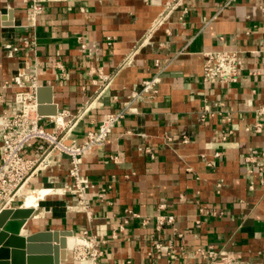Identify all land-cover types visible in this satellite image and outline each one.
Listing matches in <instances>:
<instances>
[{
    "label": "crops",
    "instance_id": "obj_1",
    "mask_svg": "<svg viewBox=\"0 0 264 264\" xmlns=\"http://www.w3.org/2000/svg\"><path fill=\"white\" fill-rule=\"evenodd\" d=\"M27 11L21 0H0V115L21 91L1 84L29 73L34 60L37 87L49 89L57 114L68 113L59 126L41 117L43 126L80 142L105 115L125 116L80 164L92 186L90 215L64 193L72 183L67 159L52 158L24 187L51 193L17 237L70 231L99 250L96 264H205L195 252L209 246L264 264V0H67L44 4L32 28ZM21 38H33L34 58ZM77 38L98 55L87 58ZM228 50L239 55L238 83L204 85L203 53ZM97 69L110 79L100 93ZM157 73V95L132 99ZM204 108L220 113L200 121ZM34 147L25 158L35 157ZM20 206L19 198L0 200V209ZM158 214L174 215V224L156 230ZM59 264H77L72 251Z\"/></svg>",
    "mask_w": 264,
    "mask_h": 264
},
{
    "label": "built area",
    "instance_id": "obj_2",
    "mask_svg": "<svg viewBox=\"0 0 264 264\" xmlns=\"http://www.w3.org/2000/svg\"><path fill=\"white\" fill-rule=\"evenodd\" d=\"M27 5L28 11L25 16V27L32 28L35 25V19L41 15L44 10V4L52 2H64L67 0H21ZM170 6V5H169ZM174 5L170 6L171 8ZM171 8L169 10H171ZM81 12L83 10L81 9ZM78 40V47L85 53L87 58H93L98 55V47L94 44L85 45ZM21 48L26 53H31L34 58V41L27 38L19 40ZM105 45L111 46L110 38H105ZM239 55L236 51H214L203 53L202 83L209 85L213 83L236 84L239 81ZM158 67L159 64L155 63ZM31 71L24 73L17 71L9 82L1 84V88H6L11 84L21 90L14 94L10 111L0 115V200L9 202L19 198L16 192L19 188L25 187L30 178L41 168L47 165L52 158L64 157L68 161V177L71 179V185L64 189V193H69L75 199V205L79 211L89 216L85 195L92 186L79 175V167L85 156L93 149L101 148L106 141L112 127L119 120L124 118L122 111L110 113L97 125L94 132H87L84 139L80 142L60 135L53 128H47L39 123L41 117L35 112V83L36 62L33 60ZM96 81H92L101 90L109 82V76H103L99 69L95 70ZM160 74L157 73L149 79L141 82L140 91L132 95V99H152L158 93V84ZM220 111L211 108H204L200 114V121L208 117L218 115ZM68 115L67 112L56 114L54 117V126L60 125L63 118ZM255 132L262 130V124L254 125ZM225 137H223V140ZM186 142V139H183ZM35 145V157L25 158L26 150ZM219 157V154H215ZM264 156V154H263ZM201 158L205 159L204 155ZM264 158V157H263ZM251 159L247 158L246 161ZM164 206H159V210H164ZM200 214H210V212L201 208ZM129 219L140 220V215L126 210ZM216 215V213H211ZM128 217H125L123 224L128 223ZM147 221L142 220V224ZM155 228L161 231L165 226H171L175 222V216L172 214H158L154 217ZM118 231H122L119 228ZM181 237V235H179ZM154 248L160 250V244H155ZM73 260L77 264H96V258L100 256L97 249H93L91 241L83 240L81 243H75L73 250ZM196 256L201 258L205 264H249L244 261L234 259L229 256H220L212 247L199 248L195 252Z\"/></svg>",
    "mask_w": 264,
    "mask_h": 264
},
{
    "label": "water",
    "instance_id": "obj_3",
    "mask_svg": "<svg viewBox=\"0 0 264 264\" xmlns=\"http://www.w3.org/2000/svg\"><path fill=\"white\" fill-rule=\"evenodd\" d=\"M35 103L38 117H54L57 114L48 88L35 89ZM32 212L31 208L21 206L0 209V260H5L0 264H59L65 260L66 252L73 250L75 236L70 231L17 237L19 229Z\"/></svg>",
    "mask_w": 264,
    "mask_h": 264
},
{
    "label": "bare ground",
    "instance_id": "obj_4",
    "mask_svg": "<svg viewBox=\"0 0 264 264\" xmlns=\"http://www.w3.org/2000/svg\"><path fill=\"white\" fill-rule=\"evenodd\" d=\"M24 187H21L17 190L16 195L19 196L17 193L20 189H22ZM51 193V190L48 189H43L40 191H36V192H29L27 194V196L25 197V201L27 203L26 208H34L36 206L37 200L43 198L44 195ZM19 199H21V196H19ZM22 200V199H21ZM23 202V201H22ZM82 242V241H81ZM79 239L75 238V243H81Z\"/></svg>",
    "mask_w": 264,
    "mask_h": 264
},
{
    "label": "rangeland",
    "instance_id": "obj_5",
    "mask_svg": "<svg viewBox=\"0 0 264 264\" xmlns=\"http://www.w3.org/2000/svg\"><path fill=\"white\" fill-rule=\"evenodd\" d=\"M29 192H31V191H27V190H25L24 188H22V189H20V190L18 191V193H17L19 196H21V199H22V201H23V206H24V204L27 205V203H26V201H25V197L27 196V194H28ZM20 204H21V202H20Z\"/></svg>",
    "mask_w": 264,
    "mask_h": 264
}]
</instances>
